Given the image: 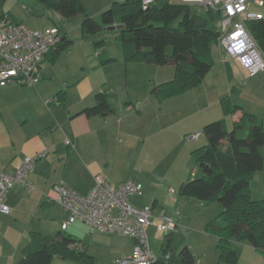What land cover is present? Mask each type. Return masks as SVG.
I'll use <instances>...</instances> for the list:
<instances>
[{
    "label": "crops",
    "instance_id": "0c3cea01",
    "mask_svg": "<svg viewBox=\"0 0 264 264\" xmlns=\"http://www.w3.org/2000/svg\"><path fill=\"white\" fill-rule=\"evenodd\" d=\"M81 1L92 18L98 13L102 15L115 2H119L108 3L93 12L85 0ZM3 13L13 19L11 14ZM89 40L92 42L95 39ZM66 52L57 58L51 55L44 61L40 81L35 86L10 84L0 88V173L14 171L25 157L45 150L49 152L28 177L27 181L33 189L17 185L6 196L10 214L0 215V245L11 239L8 241L9 247L13 246L16 253H23L28 246L34 233L30 230L35 219L38 221V218L48 217L60 221V224L68 219V214L55 202V186L64 183L85 196L93 189L95 178L101 176L114 188L120 187L133 179L127 174V167L122 169L123 163L128 162L129 158L133 160L134 151L139 154L148 151L152 137L157 139L162 136L160 144L152 140L154 146L164 144V133L168 126L171 127L168 130L176 128L177 140L186 147L190 142L186 143L185 138L202 133L209 123L225 119L231 129L242 113L224 115L221 101L227 97L264 124V72L249 77L239 62L230 58L219 43L213 47L214 65L203 82L188 92L164 100L158 99L153 91L144 98L136 90L130 91L133 87L130 78L137 69L149 74L146 79L149 89L165 83L162 70H152L150 67L153 66L145 63L137 62L135 64L140 66H135L132 62H125L126 80L116 82L117 74L107 69L119 59L104 52L97 54L98 61L88 63L89 69L83 67L81 75H73L71 71L59 69ZM107 61L110 62L103 64ZM99 93L108 95L113 113L108 116H87L84 110L96 105ZM114 93L126 94L130 101L123 99L125 104L117 103L112 99ZM134 98L136 104L132 100ZM148 105L158 106V113L152 119L147 114ZM203 136L201 134L197 140ZM68 140L72 142L71 147L66 145ZM139 200V197H132L131 204L138 208L147 207L141 205ZM56 206L62 210V213L58 211V216ZM150 207L154 210L155 218L162 212L167 214L166 210H162L155 215L158 207L156 199L152 200ZM80 236L82 240L79 241L89 255L93 246L104 245L112 252L127 256L125 248L112 244L111 237L116 235H102L89 230V233ZM134 243L133 240V248ZM12 264H17V255L12 258Z\"/></svg>",
    "mask_w": 264,
    "mask_h": 264
},
{
    "label": "trees",
    "instance_id": "16d2710c",
    "mask_svg": "<svg viewBox=\"0 0 264 264\" xmlns=\"http://www.w3.org/2000/svg\"><path fill=\"white\" fill-rule=\"evenodd\" d=\"M31 1L64 19L82 16L83 39L94 37L95 49L106 44L102 39L96 40L97 35L108 27L123 26L117 39L122 44L126 63L175 68L172 81L153 89V94L160 100L198 87L214 65L212 51L218 43L219 31L218 17L212 12L201 16L193 11L192 6L171 2L160 5L158 0L144 9L141 0H121L103 12L98 22L87 13L81 0ZM0 12L3 13L2 8ZM248 28L264 56V19L251 21ZM64 38L47 58L51 55L57 58L74 45L75 41ZM221 107L226 117L239 112L242 116L231 129L225 119L203 128L202 134L208 142L192 152L203 177L184 182L181 195L220 203L222 213L208 223V230L218 239L220 255L216 264H238L239 254L234 247L236 241L248 243L264 256V201L254 200L251 191V180L263 170L264 165L260 151L264 146V124L257 116L244 112L229 97L221 101ZM84 113L87 116L113 113L108 95L99 93L96 105L84 110ZM174 234L165 235L162 256L153 264H195L188 247L175 253ZM55 254L76 260L78 264L95 263L81 241L61 231L55 238L32 233L17 264H52Z\"/></svg>",
    "mask_w": 264,
    "mask_h": 264
},
{
    "label": "rangeland",
    "instance_id": "374dc122",
    "mask_svg": "<svg viewBox=\"0 0 264 264\" xmlns=\"http://www.w3.org/2000/svg\"><path fill=\"white\" fill-rule=\"evenodd\" d=\"M87 5L95 12L99 7H104L108 3H113L117 0H85ZM121 1V0H119ZM159 4L171 2L179 4L180 0H158ZM2 8L8 14H11L13 19L24 24L30 30H46L50 27H58L60 35H66L67 39L75 41L74 45L63 55L59 69L71 71L73 75H81L83 67L90 68L88 63L97 60V54L108 53L109 55L118 58L115 65L107 69L111 73H116V82H123L127 76V64L123 57L122 44L118 41L119 30L108 31L104 30L96 36V40H104L105 46L100 49H95L93 41L83 39V30L81 23L82 16H75L70 19H64L54 11L44 9L41 5L31 0H0V9ZM193 11L201 16H205L207 12L196 6H193ZM251 8L259 11L264 16V7L259 8L252 6ZM96 14V13H95ZM94 19L98 22L101 20V15L96 14ZM92 39H95L94 37ZM135 64V63H133ZM149 65V64H147ZM132 66V65H131ZM135 66H140L135 64ZM152 70H162L161 74L166 79L165 83L174 79L175 68L173 66L158 67L151 65ZM108 68V67H107ZM149 68V67H147ZM154 68V69H153ZM143 71V72H142ZM145 70L137 69L134 76H131L130 82L132 89L138 92L141 98L148 96L153 91V86L147 87V77ZM167 77V78H166ZM172 77V78H171ZM152 89V90H151ZM127 95L113 94V100L117 103L125 104L123 99H128ZM135 97V96H134ZM136 98V97H135ZM132 99L134 103L136 100ZM127 101H130L128 99ZM127 103V102H126ZM129 103V102H128ZM136 104V103H135ZM157 105L151 107L148 105L149 118L152 119L158 113ZM156 110V112H155ZM167 127L164 133L165 143L160 147L153 145V139L162 142V136L149 142L148 151L144 150L140 154L134 151L133 160L124 162L122 169L127 167V174L144 187V196L139 197V203L143 206H151L153 199L158 201L155 215L160 211H167L176 224L178 231L174 234L173 248L175 253L183 247H188L194 258L195 264H210L219 259V251L217 249L218 239L208 230V223L220 216L223 211L222 206L216 200L211 202H203L194 198H187L181 195V186L190 178H202L203 172L197 164L196 158L192 155L194 149L201 148L207 144V137L204 135L198 140L190 141L185 139L186 143L190 142L189 146L181 145L177 140V133L174 128ZM202 134V133H201ZM192 135V134H191ZM241 137H244L240 134ZM247 136V135H245ZM144 137H146L144 135ZM141 140L143 138H140ZM184 146V147H183ZM188 148V149H187ZM264 160V146L260 149ZM122 174V172L120 173ZM251 191L254 200L264 201V165L263 170L259 172L251 180ZM152 199L151 201L149 199ZM182 200V201H181ZM56 215L62 210L56 206ZM46 217V216H45ZM21 230V229H20ZM89 227L85 224L76 223L64 233L81 239L82 234L89 233ZM34 233H40L46 237L55 238L61 232L60 221H53L51 218H42L32 223L31 230ZM148 236L152 255L155 258L162 256V246L164 243L165 234L157 232L156 228L149 227ZM9 237V236H8ZM112 244L118 248H125L126 254L131 255L133 251L132 238L114 236L111 237ZM82 240V239H81ZM8 241H11L8 240ZM8 241L5 240L0 245V264H12V258L17 255V263L21 259L23 253H16L12 247H9ZM234 247L239 254L238 264H264V256L259 251L244 242H234ZM22 251V250H21ZM131 252V254H130ZM90 255L95 258L94 264H115V262L123 257L121 254L112 252L110 248L104 245H95L89 250ZM124 255V254H123ZM215 257V258H214ZM52 264H78L76 260L64 259L58 254H55Z\"/></svg>",
    "mask_w": 264,
    "mask_h": 264
},
{
    "label": "built area",
    "instance_id": "2783aa9c",
    "mask_svg": "<svg viewBox=\"0 0 264 264\" xmlns=\"http://www.w3.org/2000/svg\"><path fill=\"white\" fill-rule=\"evenodd\" d=\"M154 2L141 0L144 9ZM180 3L214 13L218 17V43L226 54L239 62L249 77L264 72V56L248 28L251 21L264 19L261 12L251 8V5L263 8L264 0H180ZM62 41L58 27L30 30L0 12V88L10 84L35 86L40 81L42 64ZM200 135L192 134L187 139L195 141ZM66 145L71 147L72 142L68 140ZM48 154L45 150L25 157L14 171L0 173V215L10 214L5 200L15 186L33 189L27 181L28 177L35 165ZM54 193L55 202L68 214V219L61 223L62 232L76 223H82L93 233L134 240L132 254L119 258L115 264H153L157 258L152 255L148 228L154 226L157 232L165 235L177 230L176 222L166 212L155 218L152 207L138 208L131 204L132 197L144 194L143 185L134 179L114 188L97 176L88 195H81L64 183L55 186Z\"/></svg>",
    "mask_w": 264,
    "mask_h": 264
},
{
    "label": "water",
    "instance_id": "95a60500",
    "mask_svg": "<svg viewBox=\"0 0 264 264\" xmlns=\"http://www.w3.org/2000/svg\"><path fill=\"white\" fill-rule=\"evenodd\" d=\"M123 28V26H113V27H108L107 28V30L108 31H114V30H116V29H118V30H120V29H122ZM65 38H63V40H64Z\"/></svg>",
    "mask_w": 264,
    "mask_h": 264
}]
</instances>
